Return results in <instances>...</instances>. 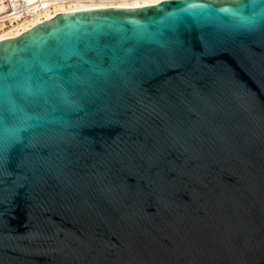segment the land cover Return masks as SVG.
<instances>
[{"label": "water", "instance_id": "1", "mask_svg": "<svg viewBox=\"0 0 264 264\" xmlns=\"http://www.w3.org/2000/svg\"><path fill=\"white\" fill-rule=\"evenodd\" d=\"M0 264H264V0L0 39Z\"/></svg>", "mask_w": 264, "mask_h": 264}, {"label": "bare ground", "instance_id": "2", "mask_svg": "<svg viewBox=\"0 0 264 264\" xmlns=\"http://www.w3.org/2000/svg\"><path fill=\"white\" fill-rule=\"evenodd\" d=\"M44 8L37 9L36 15L32 20L27 23L16 25L14 28L3 29L0 31V39L7 37H14L22 33L30 26L37 24V22L44 19H50L57 15L59 12L79 10L84 8H99L100 6H128V7H141L144 4H153L161 0H69L68 3L63 0H42ZM52 5V6H50ZM4 4H1L3 7Z\"/></svg>", "mask_w": 264, "mask_h": 264}, {"label": "built area", "instance_id": "3", "mask_svg": "<svg viewBox=\"0 0 264 264\" xmlns=\"http://www.w3.org/2000/svg\"><path fill=\"white\" fill-rule=\"evenodd\" d=\"M63 1L66 3L69 2V0ZM42 2V0H0V31L3 29L14 28L16 25L27 23L32 20L36 15L37 9L44 8ZM1 4H4V6L1 7Z\"/></svg>", "mask_w": 264, "mask_h": 264}]
</instances>
